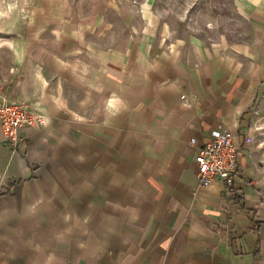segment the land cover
<instances>
[{
    "label": "crops",
    "instance_id": "obj_1",
    "mask_svg": "<svg viewBox=\"0 0 264 264\" xmlns=\"http://www.w3.org/2000/svg\"><path fill=\"white\" fill-rule=\"evenodd\" d=\"M63 21L0 71V98L45 119L16 151L0 125V264H264V138L244 143L264 126V45L189 56ZM218 128L240 173L203 187Z\"/></svg>",
    "mask_w": 264,
    "mask_h": 264
},
{
    "label": "rangeland",
    "instance_id": "obj_2",
    "mask_svg": "<svg viewBox=\"0 0 264 264\" xmlns=\"http://www.w3.org/2000/svg\"><path fill=\"white\" fill-rule=\"evenodd\" d=\"M63 20L109 45L147 41L189 56L264 45V0H0V71L13 46L59 42Z\"/></svg>",
    "mask_w": 264,
    "mask_h": 264
},
{
    "label": "built area",
    "instance_id": "obj_3",
    "mask_svg": "<svg viewBox=\"0 0 264 264\" xmlns=\"http://www.w3.org/2000/svg\"><path fill=\"white\" fill-rule=\"evenodd\" d=\"M260 109H255L254 115L258 116ZM45 119L31 111L28 107L0 98V125L3 129L4 139L14 151L24 143L26 136L24 130L36 125L42 126ZM259 136L264 138V126L256 121L245 135L244 143L251 144ZM211 139L198 148L196 155L197 177L200 185L209 187L215 181L225 182L229 187L236 183L240 169L239 159L242 155V146L237 144L236 136L229 129H213ZM196 144L192 138L190 146ZM264 147V139L257 144Z\"/></svg>",
    "mask_w": 264,
    "mask_h": 264
}]
</instances>
